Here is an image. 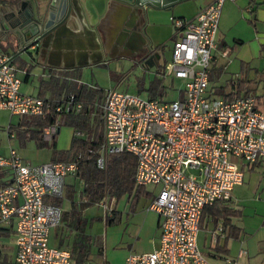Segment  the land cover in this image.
<instances>
[{
	"label": "built area",
	"instance_id": "2783aa9c",
	"mask_svg": "<svg viewBox=\"0 0 264 264\" xmlns=\"http://www.w3.org/2000/svg\"><path fill=\"white\" fill-rule=\"evenodd\" d=\"M224 1L212 0L196 19L171 17L177 36L165 72L184 79L182 97L162 100L109 88L98 104L103 139L93 151L96 165L105 167L110 153L131 152L136 156L135 185L159 187L149 204L160 215L159 244L128 254L123 264H216L196 241L203 208L230 199L244 169L254 163L263 165L264 175V93L228 99L209 89V65ZM21 81L12 54L0 44V109L43 115L53 108L56 117L42 130L46 140L54 137L67 113L84 109V101L74 92L61 99L46 98L22 92ZM7 130L14 135L9 126ZM75 133L84 135L79 129ZM82 156L79 151L69 160L37 163L14 147L0 154V167L12 172L0 186V224L15 219L18 264H72L69 249L49 243L50 229L63 214L61 205L49 198L64 195L65 177L77 172ZM221 264L247 263L226 259Z\"/></svg>",
	"mask_w": 264,
	"mask_h": 264
},
{
	"label": "crops",
	"instance_id": "0c3cea01",
	"mask_svg": "<svg viewBox=\"0 0 264 264\" xmlns=\"http://www.w3.org/2000/svg\"><path fill=\"white\" fill-rule=\"evenodd\" d=\"M16 1L0 0V44L6 52L12 54L17 74L20 72L24 75L23 80L19 76L21 80L28 82L22 89L21 81L20 90L46 98L61 99L69 92H74L77 86L84 85L82 88L93 91V97L88 99L82 93L79 98L84 101V106L87 104L90 107L88 114L93 121L98 115V104L109 88L103 89L96 82L87 83L81 80L85 67L105 66L111 60L126 58L142 70L143 74L137 76V90L147 89L146 97L153 95L162 100H171L163 96L167 76H171L169 78L172 82L174 78L184 81L181 77L165 72V64L171 58L173 42L177 36L171 17L196 19L198 13L212 0H181L168 7L149 6L140 14L149 52L143 55L141 51L125 53L122 45L113 44L108 49L103 48V59L94 62L90 57L82 62L75 54L67 57L62 54L54 55L50 52L49 44L31 56L28 51H23L22 44L13 39L11 26L6 19L7 12ZM33 2L34 0L28 1L26 7L31 10ZM104 25L105 22L99 18L93 27L101 41H105ZM215 40L216 47L209 65V89L212 94L228 99L236 91H240V95L261 96L264 93V0H225L221 7ZM146 73H149L147 81ZM183 87L179 89L176 98L183 96ZM9 114L14 115L10 112ZM18 115L16 121L10 117L7 124L9 130L14 132L10 136L7 130L9 148L14 147L11 141L15 137H18L21 145L29 139L25 132L28 128L25 123L26 114ZM63 123L72 127V138L76 128L70 123ZM59 131L51 139L52 154L53 146L57 149H68L70 146V143L57 145L56 134ZM5 151L6 149L0 150V154H7L9 150ZM52 154L47 161L52 160ZM11 175L8 167H0V186ZM83 188L84 180L77 173L65 177L64 195L59 203L62 207V218L57 226L50 229L49 234L50 244L71 251L64 246L63 237L56 240L51 238V234L55 236L61 225L65 229L79 232L78 239L75 238L72 244V264H83V257H95L94 244H97L98 255L104 257L107 264H123L128 254L150 251L158 246L160 215L149 208L152 198L158 192V185L146 184L138 188L134 184L131 191L105 195L99 201H88ZM54 199L49 198L55 202ZM81 213H105L103 238L85 233L88 219ZM3 224H0V237L4 234L10 235L12 246L5 244L0 238V264H18L15 259V219ZM78 240L82 245H79ZM102 240L103 243L105 240L104 244ZM75 241H78V248L74 247ZM196 241L213 263L221 264L226 259H237L247 264H264V175L261 163H254L244 169L243 180L233 187L230 199L218 200L203 208ZM83 248L85 252L87 248L88 252L83 253Z\"/></svg>",
	"mask_w": 264,
	"mask_h": 264
},
{
	"label": "water",
	"instance_id": "95a60500",
	"mask_svg": "<svg viewBox=\"0 0 264 264\" xmlns=\"http://www.w3.org/2000/svg\"><path fill=\"white\" fill-rule=\"evenodd\" d=\"M28 1L17 0L6 14L23 51L31 56L49 44L54 55L75 54L82 62L86 57L94 62L113 44L122 45L125 53H147L140 14L149 6L168 7L181 0H34L31 10ZM99 18L105 22V41L93 28Z\"/></svg>",
	"mask_w": 264,
	"mask_h": 264
},
{
	"label": "trees",
	"instance_id": "16d2710c",
	"mask_svg": "<svg viewBox=\"0 0 264 264\" xmlns=\"http://www.w3.org/2000/svg\"><path fill=\"white\" fill-rule=\"evenodd\" d=\"M79 85L74 88V93L79 97L82 93L86 98L93 97V91L82 88ZM236 91L231 98L240 95ZM153 97V95H150ZM90 107L85 104L84 110L80 113H67L64 122L74 125L76 129L84 131V135L74 133L68 149H57L53 146L52 160H69L75 158L79 151H82L77 174L84 180L83 192L88 201H99L105 195H118L131 191L134 187V171L136 156L128 151L110 153L107 155L106 165L100 168L96 165V151L103 139V128L98 115L91 121L88 114ZM28 128L29 138L35 139L38 146L47 144L42 136L43 126L54 121L56 113L53 108L43 115H24ZM32 126V127H31ZM92 149V152L89 151ZM141 185H138V188ZM61 198L54 201L60 203ZM202 215V214H201ZM81 264V263H77Z\"/></svg>",
	"mask_w": 264,
	"mask_h": 264
},
{
	"label": "rangeland",
	"instance_id": "374dc122",
	"mask_svg": "<svg viewBox=\"0 0 264 264\" xmlns=\"http://www.w3.org/2000/svg\"><path fill=\"white\" fill-rule=\"evenodd\" d=\"M133 61H130L126 58H121L118 60H111L109 63L105 66L103 65H91L85 67L82 75L81 80L87 83H98L100 87L103 89L111 88L113 86H117L118 88H127L128 91L138 93L142 97L147 96V89L140 88L137 90L136 82H137V76L142 75V70L137 65H132ZM18 75L22 78L24 75L20 72ZM165 80V92L163 93V96L165 99H174L179 95V89L183 87L184 81H182L179 78H174L173 82L169 77L167 76ZM149 78V73H146V81ZM23 80V78H22ZM28 84L25 80L22 81L23 86L21 88L23 89L24 84ZM147 87V86H146ZM145 87V88H146ZM26 92V91H22ZM9 112L6 110H0V150L6 149V151L9 150L8 147V135H7V124L9 122V118L11 117L14 121H16L19 117L18 114L10 115ZM71 134H72V127L68 124L61 123L60 124V131L56 134L57 138V145L64 146L68 145L71 140ZM13 146L16 148V150L20 153L22 157H24L27 160L33 161V162H44L42 160L49 159L52 154V140H47V144L44 146H38L35 139L29 138L25 144L21 145L19 143L18 137L13 138L11 141ZM5 151V152H6ZM233 160H237L236 156L230 157ZM83 217L88 219L85 233L100 236V238H103L104 231H105V213H81ZM4 225V224H2ZM77 235L79 236V232H75L72 229H65L63 225H61L56 235L51 234V238L53 237L56 240H60L62 237L65 240L64 246L69 247L72 251V244L75 240V238L78 239ZM1 240L7 244L8 246H12L11 244V238L10 235H2ZM79 241V245H82L81 241ZM75 241V248H78L77 242ZM105 243V240H104ZM103 240H102V244ZM84 245V243H83ZM85 248V247H84ZM88 250L86 248V252ZM93 253H95V257H83V264H98L101 261L105 260L104 257H100L98 255V247L97 244H94Z\"/></svg>",
	"mask_w": 264,
	"mask_h": 264
},
{
	"label": "flooded vegetation",
	"instance_id": "af4514ba",
	"mask_svg": "<svg viewBox=\"0 0 264 264\" xmlns=\"http://www.w3.org/2000/svg\"><path fill=\"white\" fill-rule=\"evenodd\" d=\"M141 55H143L142 52H141Z\"/></svg>",
	"mask_w": 264,
	"mask_h": 264
}]
</instances>
